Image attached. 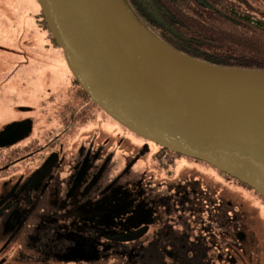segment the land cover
Masks as SVG:
<instances>
[{
    "label": "flooded vegetation",
    "instance_id": "obj_1",
    "mask_svg": "<svg viewBox=\"0 0 264 264\" xmlns=\"http://www.w3.org/2000/svg\"><path fill=\"white\" fill-rule=\"evenodd\" d=\"M38 6L0 0V264H255L254 191L95 105Z\"/></svg>",
    "mask_w": 264,
    "mask_h": 264
},
{
    "label": "water",
    "instance_id": "obj_2",
    "mask_svg": "<svg viewBox=\"0 0 264 264\" xmlns=\"http://www.w3.org/2000/svg\"><path fill=\"white\" fill-rule=\"evenodd\" d=\"M36 1L69 69L95 105L134 134L208 163L264 199V96L217 103L176 94L152 70L107 0ZM169 49L218 78L264 75L212 66Z\"/></svg>",
    "mask_w": 264,
    "mask_h": 264
},
{
    "label": "trees",
    "instance_id": "obj_3",
    "mask_svg": "<svg viewBox=\"0 0 264 264\" xmlns=\"http://www.w3.org/2000/svg\"><path fill=\"white\" fill-rule=\"evenodd\" d=\"M119 1L136 22L177 53L212 66L264 73V10L248 12L239 0Z\"/></svg>",
    "mask_w": 264,
    "mask_h": 264
},
{
    "label": "bare ground",
    "instance_id": "obj_4",
    "mask_svg": "<svg viewBox=\"0 0 264 264\" xmlns=\"http://www.w3.org/2000/svg\"><path fill=\"white\" fill-rule=\"evenodd\" d=\"M122 20L134 43L144 51L152 70L176 93L187 97L222 103L255 96H264V75L239 74L215 77L182 55L174 54L167 46L138 25L118 0H107Z\"/></svg>",
    "mask_w": 264,
    "mask_h": 264
},
{
    "label": "rangeland",
    "instance_id": "obj_5",
    "mask_svg": "<svg viewBox=\"0 0 264 264\" xmlns=\"http://www.w3.org/2000/svg\"><path fill=\"white\" fill-rule=\"evenodd\" d=\"M27 1L28 3L31 4L30 11L34 13L38 12L39 6L35 0H27ZM239 1L242 3L243 8L247 10L248 12L255 13V14H261L264 10V6L259 0H239ZM32 26H34L33 22H32ZM1 103H2L1 107L7 108L6 105L8 104V101L5 97L2 98ZM10 113H11V109H8V110L5 109L4 111H0V125L1 126L4 125L7 122V120L10 119ZM247 197H249V195ZM251 205L252 207L250 208V210L253 211L252 213H253L254 219L258 221H261V220L264 221V204L261 203V201L258 200V198L256 197V199L251 198ZM256 211L259 212L258 218L256 215ZM259 217L262 219H260ZM255 261H256L255 264H264V252L257 253V255H255Z\"/></svg>",
    "mask_w": 264,
    "mask_h": 264
}]
</instances>
